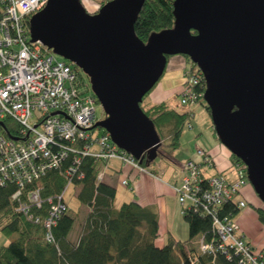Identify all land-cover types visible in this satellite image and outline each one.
Wrapping results in <instances>:
<instances>
[{
    "label": "water",
    "instance_id": "obj_1",
    "mask_svg": "<svg viewBox=\"0 0 264 264\" xmlns=\"http://www.w3.org/2000/svg\"><path fill=\"white\" fill-rule=\"evenodd\" d=\"M144 2L109 0L89 12L83 0H47L29 19L31 40L88 76L106 113L96 126L139 161L145 152L156 159L163 143L143 99L169 56L189 57L205 76L218 140L246 165L264 202V0H175L174 26L146 43L134 26Z\"/></svg>",
    "mask_w": 264,
    "mask_h": 264
},
{
    "label": "built area",
    "instance_id": "obj_2",
    "mask_svg": "<svg viewBox=\"0 0 264 264\" xmlns=\"http://www.w3.org/2000/svg\"><path fill=\"white\" fill-rule=\"evenodd\" d=\"M46 4L47 0H0V122L11 118L18 128L16 135L11 136L0 131V186L6 182L17 185L12 201L19 212L35 223L42 220L34 209H41L46 202L50 205L43 223L47 241L52 242L51 229L66 209L64 196L51 194L44 199L40 188H35L28 201H23L24 186L50 170L60 169L72 154L74 159L64 171L68 185L84 178L78 166L82 157L87 156L101 161L97 183L107 179L106 172L113 160L131 169L120 180L127 188H131L135 172L148 170L115 145L108 131L96 126L97 121L106 118V113L103 119L96 116L97 106H103L83 72L73 62L59 58L41 41L31 40L28 17L45 9ZM184 77L179 97L181 104L191 106L202 99L206 80L201 71H187ZM191 117L188 113V118ZM196 152L201 161L189 159L181 164L184 175L174 184V190L182 216L200 212L212 217V236L200 234L184 244V250L176 244L174 252L183 263L186 255L190 264L204 255H211L214 264L220 254L230 260L236 258L238 264H264V247L258 249L245 240L236 216L230 211L220 215L223 207L235 202V196L247 184L246 165L231 163L229 167L236 172V178L229 181L224 171L209 175L206 169L216 168L213 156L201 148ZM236 203L238 210L247 207L244 200ZM191 246L198 249V257L192 256Z\"/></svg>",
    "mask_w": 264,
    "mask_h": 264
},
{
    "label": "trees",
    "instance_id": "obj_3",
    "mask_svg": "<svg viewBox=\"0 0 264 264\" xmlns=\"http://www.w3.org/2000/svg\"><path fill=\"white\" fill-rule=\"evenodd\" d=\"M174 1L145 0L134 24L136 35L144 43L152 33L174 26ZM29 19L30 17L28 21ZM186 58L190 60L189 57L186 56ZM190 70L200 71L195 64ZM147 96L144 97V101ZM199 101L203 102L209 111L203 97ZM141 106L147 117L154 121L161 141L163 140V128L170 127L169 147L171 150L179 149L183 129L188 122V113L179 112L165 103L149 107L143 106L142 103ZM2 123L3 125L0 122L1 132L10 136L16 135L18 128L13 119H6ZM160 155L161 153L158 156ZM82 158L78 167L84 173V178H77L70 185L78 186L80 189L78 198L89 208L90 212L79 237L74 241L69 236L75 228L76 219L69 211V204L65 201V193L70 185L64 173L66 167L74 159L73 154L60 169L48 171L45 176L24 186L23 189V201H28L29 193L35 188H40L44 199L51 194H63L66 209L51 229L54 236L52 242L47 241V229L43 223L49 214L50 205L46 202L41 209H34L35 215L40 216L42 220L35 223L29 220L24 213L19 212L15 201H12L11 197L17 185L14 182H6L0 186V231L12 239L0 247V264H190L186 255H184L185 263H183L173 247L178 244L182 249L184 244L190 243L203 233L208 234V237L212 236V217L209 214L187 212L183 217L189 227L188 239L175 241L174 238L168 236L165 245H157L160 231L157 213L149 208L141 207L135 201L123 202L118 209H115L116 188L105 182L97 183L96 177L101 169V161L92 156ZM156 159L150 160L149 154L145 152L139 162L148 170L154 165ZM230 161L232 164H237V162L243 164V161L233 154H231ZM225 211H230L233 216H237L239 213L237 203L228 202L220 215H223ZM256 212L260 222L264 224V210L256 208ZM190 248L192 256L198 257V249L194 246ZM199 259L193 264H213L211 255L200 256ZM214 264L238 263L236 258L230 260L220 254L216 257Z\"/></svg>",
    "mask_w": 264,
    "mask_h": 264
},
{
    "label": "crops",
    "instance_id": "obj_4",
    "mask_svg": "<svg viewBox=\"0 0 264 264\" xmlns=\"http://www.w3.org/2000/svg\"><path fill=\"white\" fill-rule=\"evenodd\" d=\"M103 3H105V1L83 0V4L89 12H96ZM166 67L167 69L161 77L162 79L145 98L146 103L143 106L149 107L151 105L165 103L179 112L191 113L192 117L187 119L188 125L190 128L199 126L200 131L197 133L201 135L199 138H197L195 134L192 135L190 137V142H192V144L193 142L195 143V148L208 151L213 156L216 163V168H205L207 170L206 172H208L209 175H216L219 171H224L226 178L229 181H234L232 178L230 179L228 177V173L230 172L228 170L230 169H227L231 164V152L222 145L216 135L213 137V134H211L212 137H207L205 141L202 142V138H204L203 131L207 129V131H210L213 128V121L210 117V113L207 108H205L203 102L199 101L191 106H184L179 99V94L185 81V73L189 71L192 66L189 65L186 56L178 54L168 58ZM197 115L202 119V123H199ZM191 119H194V126L190 122L192 121ZM204 125H206L207 129L203 128ZM180 142V148L183 149V138ZM199 142L200 146L198 145ZM180 148L175 150V155L170 157V161L176 163L178 169H181L180 166L184 160L196 159L197 161H201V158L195 151L190 155H186V157L184 155L181 156ZM163 155L166 154L164 153ZM175 156L178 158L180 157V160L175 158ZM168 165L169 164L165 162L163 164V162L156 161L151 169H148L149 173L135 172V180L131 188L126 187L130 192L126 195L125 201H123H135L141 207L149 208L157 213L160 231L156 243L159 246L165 245L168 236L174 238L175 241H185L189 237V227L184 217L181 215V206H179L178 197L174 190V184L179 183L183 175L180 170L176 173L174 168L172 167V169L171 166L169 167ZM109 166L110 168L106 172L107 179L104 181L108 185L110 184L113 186L112 180L119 179L120 181L123 176L131 172V169L123 166L121 162L117 160L111 161ZM239 200H244L247 203V207L240 209L236 216V221L241 227V234L247 242L253 244L258 249H262V247H264V224L260 222L256 208H262L264 210V202L259 199L253 186L248 184L243 185L239 195L235 196L234 201L238 202ZM69 237L74 241L79 235L77 236L73 229Z\"/></svg>",
    "mask_w": 264,
    "mask_h": 264
},
{
    "label": "rangeland",
    "instance_id": "obj_5",
    "mask_svg": "<svg viewBox=\"0 0 264 264\" xmlns=\"http://www.w3.org/2000/svg\"><path fill=\"white\" fill-rule=\"evenodd\" d=\"M99 1L100 2H103V1L107 2L109 0H99ZM188 62H189L190 66L194 65V63L192 61L189 60ZM83 74L87 78V80L89 81L88 76L84 72H83ZM179 99H180V97H179ZM180 101H181V99H180ZM203 101H205L204 98H203ZM145 103H146V101L143 102V105H145ZM184 106H188V105H184ZM96 113H97L96 116L99 119H103L105 117V115H103L104 114V109L100 105L97 106ZM203 114H205V113H203ZM197 119L199 120V123H202V119H200L199 115H197ZM191 120L192 121H190V122L193 125L194 119H191ZM203 128L207 129L206 125H204ZM169 129H170V127H165L162 130V132H163V140H162V142L163 143H162L160 151H159V153H161V155L157 157L156 161L157 162H161V163L163 162V164L165 162V163L169 164L168 165L169 167L170 166H171V168L173 167L176 173H177L178 170H180L181 174L184 175L182 173L181 169H178L176 163L170 161V157H172V155H175V153H174L175 150H171V148L169 147ZM199 129H200L199 126H195L193 128H190L189 125H188V122H187V124L185 125V127L183 129L184 132L182 134V138L184 140V147H183V149L180 148L181 156L184 155L186 157V155H190L194 151L196 152L195 149H197V148H195V143L194 142H193V144H192V142H190V137L195 134V136H197V138H199L200 135H201V134L198 135V133H197L198 131H200ZM207 130L203 131L204 138H202V142L205 141V138L212 137L211 134H213V137H215V135L217 137V134L215 133V129L214 128H212L210 131H207ZM199 144H200V142L198 143V145ZM164 153L166 155H163ZM175 158L180 160V157L178 158L177 156H175ZM185 161H187V160H184L183 162H185ZM183 162L181 164H183ZM227 169H230V170H228L230 172L229 173L227 172L228 173V177L230 179L232 178V180H235L236 172H234V171L232 172L231 167H229V168L227 167ZM176 175H178V174H176ZM246 181H247L248 185H252L251 182L248 181V179H246ZM112 184H113L114 188H116V196H115V201H114V208L118 209L121 206V204L123 203V201H125V199H126L125 197L130 191L121 184L119 179L112 180ZM79 190L80 189L78 188V186L70 185V186L67 187V191L65 193V201L69 204V211H71L72 215L76 219V221H75L76 225H75V228H74V232H75V234L77 236L81 232L82 227L84 226V223L86 222L85 219H86L87 215L90 212L89 208L87 206H85L81 202V200H79V198H78ZM11 240H12L11 238H8L6 235H3L1 233V231H0V247H2L3 245L9 243Z\"/></svg>",
    "mask_w": 264,
    "mask_h": 264
}]
</instances>
